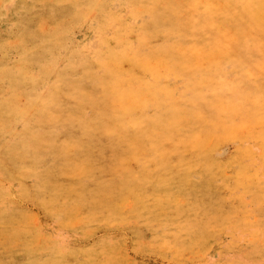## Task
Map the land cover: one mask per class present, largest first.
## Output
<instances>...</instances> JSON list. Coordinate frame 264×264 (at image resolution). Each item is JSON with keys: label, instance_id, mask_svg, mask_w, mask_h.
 I'll list each match as a JSON object with an SVG mask.
<instances>
[{"label": "rangeland", "instance_id": "obj_1", "mask_svg": "<svg viewBox=\"0 0 264 264\" xmlns=\"http://www.w3.org/2000/svg\"><path fill=\"white\" fill-rule=\"evenodd\" d=\"M0 264H264V0H0Z\"/></svg>", "mask_w": 264, "mask_h": 264}]
</instances>
